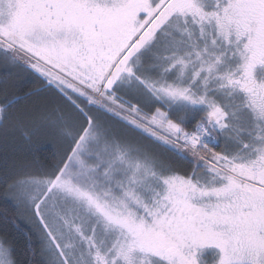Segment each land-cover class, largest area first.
I'll return each mask as SVG.
<instances>
[{
    "label": "snow or ice",
    "instance_id": "snow-or-ice-1",
    "mask_svg": "<svg viewBox=\"0 0 264 264\" xmlns=\"http://www.w3.org/2000/svg\"><path fill=\"white\" fill-rule=\"evenodd\" d=\"M18 133L0 264H264V0H0Z\"/></svg>",
    "mask_w": 264,
    "mask_h": 264
},
{
    "label": "trees",
    "instance_id": "trees-1",
    "mask_svg": "<svg viewBox=\"0 0 264 264\" xmlns=\"http://www.w3.org/2000/svg\"><path fill=\"white\" fill-rule=\"evenodd\" d=\"M36 86L38 85H33V87ZM29 90V88L24 89V91ZM17 94L22 95V93L19 92ZM56 138V134L54 132H50L49 130H44L37 136L33 137V142L39 148V150L35 152V157L47 162L53 153L59 151L61 148L56 145V143H59V140H57L59 138ZM26 156L29 159L32 158L27 155L25 142L19 133L15 138H0V168H3L5 164H11L13 161H22L26 158ZM178 167L185 168L186 165L181 164L178 165ZM6 207L8 206L5 204L3 193L0 192V214L4 212ZM16 225H18V227L9 225L5 228L2 221H0V236H7V238L17 248L18 259L23 260L25 258L23 252L25 248L23 233L27 232L31 226L21 217L17 218Z\"/></svg>",
    "mask_w": 264,
    "mask_h": 264
},
{
    "label": "rangeland",
    "instance_id": "rangeland-1",
    "mask_svg": "<svg viewBox=\"0 0 264 264\" xmlns=\"http://www.w3.org/2000/svg\"><path fill=\"white\" fill-rule=\"evenodd\" d=\"M57 136V135H56ZM57 138H58V136H57ZM56 138V139H57ZM57 140H59V139H57ZM56 142V141H55ZM56 145L58 146V147H61V144H60V142L57 144L56 143ZM27 224H29L30 226H31V224L29 223V221L27 220V218H24V217H21Z\"/></svg>",
    "mask_w": 264,
    "mask_h": 264
}]
</instances>
